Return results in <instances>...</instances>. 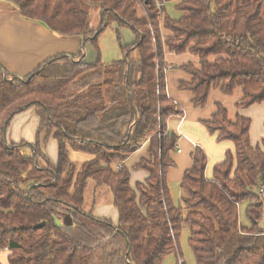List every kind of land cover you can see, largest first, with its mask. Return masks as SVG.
Segmentation results:
<instances>
[{
    "label": "trees",
    "instance_id": "trees-1",
    "mask_svg": "<svg viewBox=\"0 0 264 264\" xmlns=\"http://www.w3.org/2000/svg\"><path fill=\"white\" fill-rule=\"evenodd\" d=\"M0 1L52 33L79 38L81 45L77 54L56 55L26 77L0 66V252L8 251V264H162L172 254L175 264H184V228L195 264H264V140L250 143V118L236 114L232 122L215 105L201 124L217 142H231L234 155L225 153L208 178V160L196 147L179 184L181 205H173L167 174L175 167L171 153L179 135L167 123L183 111L167 97L164 57L198 59L199 68L179 67L191 78L178 87L192 94L195 108L205 107L212 90L231 96L237 88V110L262 105V0H175V10L184 14L178 19L165 12L170 0ZM83 4L99 10L97 29ZM113 26L130 29L135 41L121 45L122 59L104 64L97 42ZM86 43L96 51L94 63L83 58ZM134 50L139 60L130 57ZM31 108L39 124L33 154L25 156L20 147L27 144H8L5 133L15 115ZM50 139L58 149L55 164L39 149ZM146 143L149 158L134 168L148 177L131 188L125 163ZM68 148L91 158L77 171ZM89 181L112 193L116 225L84 211ZM241 204L247 225L240 222Z\"/></svg>",
    "mask_w": 264,
    "mask_h": 264
},
{
    "label": "crops",
    "instance_id": "crops-1",
    "mask_svg": "<svg viewBox=\"0 0 264 264\" xmlns=\"http://www.w3.org/2000/svg\"><path fill=\"white\" fill-rule=\"evenodd\" d=\"M80 39L77 37L63 38L51 31H48L42 24L27 20L20 16L18 9L11 2L0 1V66L9 74H14L18 77H26V75L35 69L40 64L48 59L59 54L75 55L80 50ZM165 59L167 63L166 70V93L167 97L174 101L183 111L182 117L175 116L169 119L167 129L170 132L177 133L179 139L177 141L178 149L171 153V159L175 162V167L168 171V189L170 190L172 202L174 201L172 187H178L180 198L182 190L179 184L184 177V173L192 166L191 153L196 147H200L206 155L207 166L205 175L208 178L212 177V168L216 164H220L225 160V153L228 151L234 155V145L229 141H216V135H210L209 132L202 126L201 122L210 120L212 114L216 111V104H221L226 110L230 121L234 122L236 114H240L245 118H250L251 112H258L257 108H263V105H252L248 109L237 110L236 102L242 97V90L237 88L231 96H224L220 90H212L208 96L207 104L203 109L195 108L192 104V94L190 92L179 89V82H189L190 75L179 69L180 66L193 64L195 68H199V61L196 57L190 54L175 55L166 53ZM230 107L231 110H230ZM33 111V112H30ZM27 117L31 121L36 122L35 131L38 127L39 120L37 119L34 110H27L15 115L12 118L10 125L14 122L15 127L22 124H27ZM263 119V118H262ZM252 121V119H251ZM10 125L6 130V141L8 144H13L21 141L25 143L27 136L22 134H10ZM14 127V128H15ZM251 128V125H250ZM34 129V128H33ZM254 133L250 129V143L255 147L259 141L253 142ZM20 139V140H17ZM56 147V146H55ZM149 146L146 143L135 152L126 161L125 166L130 170V187L134 188L137 182L143 183L147 179V173L143 170H137L134 167L138 165L142 159L149 158ZM56 149V161H57ZM56 163V162H55ZM109 191V189L107 188ZM95 192V186L92 189ZM110 192V191H109ZM105 190L98 191V196H109ZM111 193V192H110ZM112 197V193H111ZM111 203V199L109 201ZM113 207V206H112ZM113 214L108 216L106 211L96 209H87L92 211L93 215L99 219H106L117 224V210L113 207ZM98 210V209H97ZM114 217V218H113ZM261 226L264 225V214ZM8 251L1 250L0 264H8ZM172 262L171 264L176 263Z\"/></svg>",
    "mask_w": 264,
    "mask_h": 264
},
{
    "label": "rangeland",
    "instance_id": "rangeland-1",
    "mask_svg": "<svg viewBox=\"0 0 264 264\" xmlns=\"http://www.w3.org/2000/svg\"><path fill=\"white\" fill-rule=\"evenodd\" d=\"M176 1L170 0L166 1L164 8L165 12L171 19H178L179 17L183 16L184 14L182 12H178L175 10ZM83 10H85L89 15V24L91 28L97 29L100 20L101 15H99V10L93 6L83 4L82 5ZM262 12L264 13V0H262ZM137 14L139 16H142L143 8L139 7ZM119 35V38H118ZM135 41V36L132 33L130 29H115V27H108L106 30L99 36L98 39V48H99V58L101 59V62L104 64H110L114 61L122 59V53H121V45L123 47L128 46L130 44H133ZM130 57L139 60L138 53L136 50L131 51ZM86 62L88 63H94L97 60V54L92 44L86 43L84 47V57ZM232 107H230L231 110ZM27 110H34V109H27ZM258 112H251L250 117L252 119L251 121V128L252 133H254V139H252L253 142L259 141V144L262 140H264V105L263 108H257ZM33 112V111H30ZM263 118V119H262ZM27 124H22L18 127H15L14 122L12 125H10L9 132L12 135L13 134H22L27 136V141H24V144L20 147V150L22 151L23 155L28 156L33 154V150L30 147L31 144H35L36 141V135H35V123L34 121L30 120V117H27ZM36 126V125H35ZM15 127V128H14ZM34 128V129H33ZM20 140V139H17ZM19 145H21V141L17 142ZM32 146V145H31ZM56 143L54 140L50 139L46 143H41L39 146V149L44 153L46 159L50 164H55L56 162ZM257 146V145H256ZM69 153V160L71 163H75L77 166V171L81 168L84 162H86L88 159L91 158L89 154H84L81 152L74 151L73 149L68 148ZM115 169V167H114ZM95 184L92 181H89L85 190L84 194V202H83V209L86 211L88 208L93 209L96 207L94 211L98 213L100 210L106 211L108 216H111L113 214L114 208L112 207V197L111 193L107 190V187L103 185V187H99L98 189H95L96 193L92 192L93 187ZM105 190L107 195L109 196V199L107 196H98V191ZM173 205L176 207L181 205V198H180V192L178 187L173 186ZM111 199V203H109ZM98 209V210H97ZM246 209V204H241L238 209V214L240 218V222L243 225H247V220L244 218V211ZM263 214H264V207H263ZM114 218V217H113ZM60 224L59 222H57ZM181 237L179 239V249L181 252L182 260L184 264H195V259L192 254L191 249H189L188 246V239H189V232L188 229L184 228L181 232ZM177 255L172 254L169 255L164 259L162 264H171L172 262H175L177 260ZM175 264V263H174Z\"/></svg>",
    "mask_w": 264,
    "mask_h": 264
},
{
    "label": "built area",
    "instance_id": "built-area-1",
    "mask_svg": "<svg viewBox=\"0 0 264 264\" xmlns=\"http://www.w3.org/2000/svg\"><path fill=\"white\" fill-rule=\"evenodd\" d=\"M161 5H162L161 3H158V4H157L158 7H160ZM121 166H122L121 164H117L116 169L121 168ZM259 192H260V195H261L262 197H264V189H261Z\"/></svg>",
    "mask_w": 264,
    "mask_h": 264
},
{
    "label": "water",
    "instance_id": "water-1",
    "mask_svg": "<svg viewBox=\"0 0 264 264\" xmlns=\"http://www.w3.org/2000/svg\"><path fill=\"white\" fill-rule=\"evenodd\" d=\"M44 225H45V223L42 222L41 224L37 225V227H42Z\"/></svg>",
    "mask_w": 264,
    "mask_h": 264
}]
</instances>
